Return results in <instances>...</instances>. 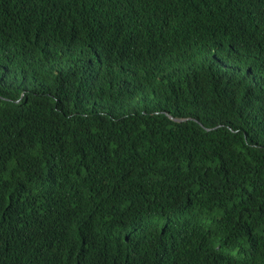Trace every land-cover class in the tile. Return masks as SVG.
<instances>
[{
    "label": "trees",
    "instance_id": "obj_1",
    "mask_svg": "<svg viewBox=\"0 0 264 264\" xmlns=\"http://www.w3.org/2000/svg\"><path fill=\"white\" fill-rule=\"evenodd\" d=\"M0 264H264V0H0Z\"/></svg>",
    "mask_w": 264,
    "mask_h": 264
},
{
    "label": "rangeland",
    "instance_id": "obj_2",
    "mask_svg": "<svg viewBox=\"0 0 264 264\" xmlns=\"http://www.w3.org/2000/svg\"><path fill=\"white\" fill-rule=\"evenodd\" d=\"M226 252H228V250H225ZM231 255H235V256H239L240 253H238V251H230L229 252Z\"/></svg>",
    "mask_w": 264,
    "mask_h": 264
},
{
    "label": "water",
    "instance_id": "obj_3",
    "mask_svg": "<svg viewBox=\"0 0 264 264\" xmlns=\"http://www.w3.org/2000/svg\"><path fill=\"white\" fill-rule=\"evenodd\" d=\"M172 118V117H171ZM173 119V118H172ZM176 121L183 122L186 121L185 119H175Z\"/></svg>",
    "mask_w": 264,
    "mask_h": 264
}]
</instances>
